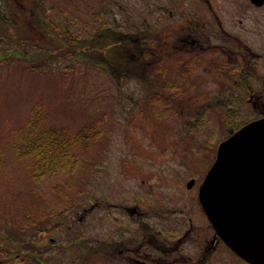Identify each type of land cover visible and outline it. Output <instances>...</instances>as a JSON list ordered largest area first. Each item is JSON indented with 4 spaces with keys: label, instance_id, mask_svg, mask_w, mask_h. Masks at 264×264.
Segmentation results:
<instances>
[{
    "label": "rangeland",
    "instance_id": "rangeland-1",
    "mask_svg": "<svg viewBox=\"0 0 264 264\" xmlns=\"http://www.w3.org/2000/svg\"><path fill=\"white\" fill-rule=\"evenodd\" d=\"M38 1L8 4L0 0V10L22 23L19 35L30 36L41 45L49 43L50 50L54 40L46 39L26 18L33 10L42 22L51 25V19L60 27L67 23L75 36L80 31L89 36L96 24L136 30L159 20L165 47L175 46L181 37L187 44L194 41L199 49L216 46L220 54L218 63L211 56L198 58L187 78L180 73V63L178 67L171 64L173 70L165 72L163 80L167 78L172 86L196 82L197 96L189 103L193 113L189 116L179 109L166 111L158 103L146 105L144 101L152 99L151 91L142 79L122 78L91 54L62 46L61 51L52 48L46 53L35 42L0 40V228H8L0 229V264H38L40 245L32 242V250L18 253L6 242L31 235L41 241L42 237L53 238L58 244L41 248L46 264H111L105 257L112 247L106 235L116 225L113 214L125 222L130 219L131 234L138 233L145 220L166 225L168 235L181 234L178 262L194 264L202 242L211 239L208 228L214 227L199 197L200 184L220 142L264 113V103L250 100L243 82L233 80L228 72L243 66L244 71L258 68L259 83L264 84V4L256 5L253 0ZM40 1L49 7V17ZM8 47L11 51L4 53ZM171 55L170 62L176 64L177 58L184 60L187 54ZM254 78L250 80L258 88ZM228 92L234 93V117L216 105L217 98L226 100ZM196 103L209 106L200 120L194 113ZM36 104L43 106L49 125L69 132L82 129L89 136V143L75 146L78 161L68 173L38 179L32 164L12 147L14 129L26 122ZM189 216L198 225L196 235L184 234L187 228H169ZM214 233L217 239L209 263L203 264H248L215 227ZM77 234L84 236L86 247L102 237V258L90 255L82 262L90 249L82 254ZM29 251L36 258H30Z\"/></svg>",
    "mask_w": 264,
    "mask_h": 264
},
{
    "label": "trees",
    "instance_id": "trees-1",
    "mask_svg": "<svg viewBox=\"0 0 264 264\" xmlns=\"http://www.w3.org/2000/svg\"><path fill=\"white\" fill-rule=\"evenodd\" d=\"M7 1L8 4H10L13 0ZM36 1L39 4V1ZM40 3L43 12L48 16L49 7L44 4V1H40ZM28 10L29 9L25 12L26 15L29 13ZM38 16V13L33 10L30 15L26 16V18H28L30 24L36 29V31L40 32L41 35L46 36V39L49 41L54 40V46L59 45L56 47L52 46V48L58 50L62 46L64 49L71 48L72 51L76 50L82 53L91 54L104 63V67L108 66L121 74L122 78L138 77L142 79L145 82L146 88L151 91L150 95L152 99L144 101L146 102V105L150 104L149 106H152L155 105V103H158L163 105L166 111H175L179 109V112L182 114L190 116L193 113L191 111L192 105L189 103H191V100L196 99L197 96L194 94V91H196L197 88V84L194 80L187 82V84H192L190 85L191 87L186 85V83L172 86L173 84L169 83L170 80L167 78L163 80L167 72L173 70L169 67L171 64L172 66L178 67L177 64L180 63L179 65L182 66L180 73H186L187 78L189 77V74L193 72L192 64H198V58L205 59L206 56H211L214 57L216 63H218L217 59H219L218 54L220 53L218 47L207 45L202 47V49H199V46L195 45L194 41L189 40L187 44L182 42L183 38L181 39V37H179L180 40L174 42L175 46L165 47V39L162 37V31L158 28L159 20L155 21V24L154 22L149 21L146 25L148 27L143 26V28L136 30H123L111 25L96 24V28L89 34V36L82 35L81 31L78 32L79 36H75V33L70 31L67 23L65 26L60 27L59 23H55L50 19L51 26L47 21L42 22L39 18L40 16ZM21 24L22 23L16 18H7L4 12L0 10V40L7 43L20 44L35 42L36 45H39V48L46 53L52 51V48L51 50L49 48V43L41 45L40 42L30 36L22 37L19 35L20 33L18 32L20 31L18 30V27ZM13 26L14 28L12 30L11 28ZM10 48L11 47L5 48L3 52L7 53V50ZM172 50L173 52H171ZM10 51L11 50H9V52ZM15 51H18V49ZM69 51L70 53L72 52L70 49ZM177 52H183L187 55L184 60L177 58V61L175 60L176 64H173L170 62L171 54ZM57 56H59V54ZM224 64L225 66L223 68L225 69L227 63ZM218 66L220 67V65ZM244 68L245 67L243 66L240 70L230 69L228 71L229 75H231L233 80L240 83V81H242V76L244 75ZM155 75L157 77L160 75L161 78H155ZM159 79L160 82L163 81V87L159 85ZM230 88L232 87H229V90ZM233 94L234 93L228 92L226 97H224L226 100L221 101V99L219 100V98H217L218 102L216 104L226 108L228 115L232 117H234L233 115L235 113V101L231 100ZM207 108H209V106H203L202 104L196 103L194 113H197L196 115H198L199 119L197 118V120H200ZM69 131L70 130L66 128L58 129L46 123L43 106L36 104L30 109L26 122L20 127L14 129L12 147L16 153L32 164L33 175L38 179L46 175L52 176L60 172L68 173L73 170L74 165L78 161L74 149L75 146H82L89 143V141H87L89 136L86 135L84 130ZM0 229L6 230L8 228ZM0 236L3 238L2 235ZM44 238L42 237L41 241V239L38 240L37 237L35 238L31 235V237L21 239L19 242H17L18 239L15 240L14 238H10L6 242L14 245L18 253L22 250H32L30 248V243L32 242L40 245L38 250H36L38 252L37 262L38 264H46L41 248L45 245L49 248H55L58 244L53 241V238H51V240H46L47 238ZM23 242L29 243V245L23 247V245L20 244ZM30 256L36 258L35 254L31 251H29V257Z\"/></svg>",
    "mask_w": 264,
    "mask_h": 264
},
{
    "label": "water",
    "instance_id": "water-1",
    "mask_svg": "<svg viewBox=\"0 0 264 264\" xmlns=\"http://www.w3.org/2000/svg\"><path fill=\"white\" fill-rule=\"evenodd\" d=\"M199 197L220 237L247 261L264 264V116L220 142Z\"/></svg>",
    "mask_w": 264,
    "mask_h": 264
},
{
    "label": "flooded vegetation",
    "instance_id": "flooded-vegetation-1",
    "mask_svg": "<svg viewBox=\"0 0 264 264\" xmlns=\"http://www.w3.org/2000/svg\"><path fill=\"white\" fill-rule=\"evenodd\" d=\"M255 3L256 5L261 6L264 4V0L260 3ZM260 75L261 73L258 68L255 71L246 70L244 71L241 81L243 82L242 86L249 92L250 100H254V102L258 105L264 103V92L262 90L264 84L259 83L261 81ZM252 76L253 78L255 77V81L258 82V88L255 86V83L250 80V77ZM258 89H260L259 92ZM255 90L257 94L254 92ZM262 115H264V113ZM262 115L260 116L263 117ZM112 217L116 225L114 228H108L109 233L106 236L110 240L109 243H111L112 247L110 255L107 256L106 253L105 257L111 264H179L178 257L180 247H178V244L182 238L181 234L168 235L166 225L151 224V222L147 220H145L143 225L140 226L141 228L138 233L131 234L130 230L133 226L129 225L130 219L125 222V220L118 214H113ZM186 224H188V226H186ZM169 228H175V230L177 228H187V231L184 234H189L191 236L196 235L198 231V225L195 224L193 216L179 220L178 223L170 226ZM208 230L212 233L211 239L209 237L202 242L201 253L197 256L194 264L209 263L211 252L213 250L212 245L216 242L217 236L214 233V227H209ZM83 237L84 236L82 234H77L75 238V240L78 238L81 240L80 245L82 247V254H86V250L90 249L87 255L82 258V262L90 255H95L100 258L103 254L105 240H102V237H100L94 243L90 244L89 247H86L83 245ZM219 240L222 241L220 238ZM208 241L211 242V245H208ZM75 259L77 260V258ZM245 262L250 264L246 260Z\"/></svg>",
    "mask_w": 264,
    "mask_h": 264
}]
</instances>
